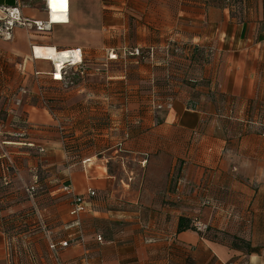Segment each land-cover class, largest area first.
<instances>
[{
  "label": "crops",
  "instance_id": "obj_1",
  "mask_svg": "<svg viewBox=\"0 0 264 264\" xmlns=\"http://www.w3.org/2000/svg\"><path fill=\"white\" fill-rule=\"evenodd\" d=\"M102 1L69 0V21L50 25L44 0H0V21L3 8H19L27 22L12 28V38L0 36L6 61L0 112L8 113L0 121V264H264V0H135L137 15L161 10L179 20L185 29L178 40L144 27L129 42L121 21L112 26L113 14L102 7L108 18L100 44L102 97H117L120 117L112 121V106L104 102L102 121L72 117L67 140L45 107L47 99L65 100L56 95L62 77L46 48L81 50L83 63L74 69L83 78L94 33L80 29L88 35L79 43L74 21ZM176 42L183 43L181 52L170 50ZM36 47L48 60L37 58ZM136 47L145 56L127 57ZM20 84L25 100L16 104ZM16 106L41 134L18 145L55 155L47 167L56 169L35 197L15 183ZM80 195L89 206L80 217L84 243L52 249L78 236L69 212ZM182 217L257 251L210 240L203 231L178 233Z\"/></svg>",
  "mask_w": 264,
  "mask_h": 264
},
{
  "label": "rangeland",
  "instance_id": "obj_2",
  "mask_svg": "<svg viewBox=\"0 0 264 264\" xmlns=\"http://www.w3.org/2000/svg\"><path fill=\"white\" fill-rule=\"evenodd\" d=\"M34 2L35 0H31ZM135 0H103L102 1V6L101 3H98L97 5H89L87 7L86 12L81 14L80 16H77L78 18L74 21V23L79 27L78 31V37L75 38V40H78L79 43L84 41V37H87V32H81L80 29L86 28L87 30H92L94 33V45L91 46L89 50H87V55L90 56L91 60L83 66V70L85 73V76L81 78L77 71L74 69V67H71L72 64H68L65 66V69L63 72L60 74H57V77H62V80L60 81V92H57L56 95L62 94L64 95L63 99L64 101H58L55 102L50 101L47 99L45 107L47 108L48 113H50V117L52 121L58 122L59 124L61 123V126L63 128V133H64V138L67 140H70L72 138L71 134V126L73 125L72 123V117L76 120L79 117L84 116V119L90 117L91 120H101L102 121V108H104V102L105 103H110L112 108L110 111V116L112 121H117L119 116L118 111L113 108V106L118 103L117 97H111V101H106L104 97H102V90L104 86V80H102V72H103V58H102V50H101V43L103 40V30H104V22L106 21L105 19H108L104 12H110L112 13V22L111 25H116L118 21H121V24H123L127 37L129 39V42L132 41L134 36L136 35L137 31L139 29H157V31H161L163 33L167 34V31L170 32V35L175 36L173 37L175 39H179L181 36L180 29L184 31L185 27H182V23L179 20L174 21L175 19L170 17V15H166L163 13V11L158 10L159 14L154 13V14H148L144 16H140L136 14V11H134V8L136 7ZM41 4L42 3H38ZM135 5V6H134ZM103 7V9H102ZM137 10V9H135ZM3 11V9L1 10ZM153 13V12H152ZM5 16L6 14L4 13L3 19L0 21V36L6 38L5 35ZM105 20V21H104ZM122 26V28H123ZM184 26V24H183ZM177 27L179 29H177ZM123 28V29H124ZM122 37L125 36L124 30H122ZM4 33V34H3ZM65 32H63V35ZM133 35V37H132ZM1 38V37H0ZM133 38V39H132ZM85 42V41H84ZM177 43V42H176ZM169 44H173L172 41L169 42ZM176 47H173L172 45L170 46V50L172 48L178 49L179 52H181L183 43L179 42L177 43ZM168 46V42L166 43V46ZM93 47V48H92ZM135 49L139 48H134V49H128L126 52L127 57H131L135 55ZM140 56H145L146 53L143 54V50L139 49ZM150 52V51H149ZM117 53V52H116ZM39 54L41 57H37L38 59H43V60H48V56L45 55L44 52L40 51ZM118 54V53H117ZM117 54L114 55L117 58ZM155 54V49H153V55ZM150 55V54H149ZM114 57L113 55H111ZM136 56V55H135ZM113 59V58H112ZM6 64L5 60L0 59V70H4ZM84 65V64H83ZM117 70V67H115ZM134 67L132 68V70ZM87 75H95L91 77H87ZM20 82L18 79H16V86ZM116 85L118 84V81L112 82ZM130 85V86H129ZM134 85V81L129 79L128 86L131 87ZM22 85H19V88L16 91V97H15V102L16 104H21L24 102V93H25V88L22 89ZM90 89V91H88ZM65 90V91H64ZM85 90V91H83ZM66 94V95H65ZM132 96V100H133ZM146 98V97H145ZM148 101H150V97H147ZM158 99V97H157ZM162 103L163 101L160 100ZM62 102V103H61ZM63 104V105H62ZM94 107V111L91 112L90 110L87 111V109H91L90 107ZM78 108H80V111H78ZM101 109V110H99ZM62 112V113H61ZM8 113L6 112H0V121L1 120H6V116ZM14 118H15V174H16V185L19 183H24L27 186H29V189L33 186H36V192L33 194V197H35L40 191L41 188L37 187V184L44 178L46 177V173L50 175L53 173V169H56V167H47L50 162H54L53 157H55L54 154H51V156H44L43 154L44 150L43 148H25L22 145H18L19 143H25L29 142V140H34L37 139V141L41 140L40 135L37 131L38 128H32L30 125L32 124L29 121V116L28 113L25 112L21 107L16 106V109L14 111ZM64 114V115H61ZM94 114V116H93ZM131 114V113H128ZM62 116V117H61ZM62 120V122H60ZM74 120V121H75ZM107 124V123H106ZM105 124V125H106ZM101 122V126H102ZM1 132L3 135H5L6 129H1ZM40 147L43 144H39ZM30 149V150H29ZM43 150V151H42ZM53 150V149H50ZM41 158V159H40ZM30 159L31 161H29ZM50 159V160H49ZM48 161V162H44ZM53 168V169H50ZM25 175V176H24ZM28 193V192H27ZM37 193V194H36ZM29 195V193H28ZM30 196V195H29ZM229 218H235L234 214L229 213L228 215ZM197 229V228H196ZM197 231H199L197 229ZM203 233L207 238L210 240H218L224 243L229 244L232 247H240V248H245V244L242 242L245 241L241 238H238L235 235H232L227 232H222L218 231L216 229H213L211 227H203ZM239 239V240H237ZM246 242V241H245Z\"/></svg>",
  "mask_w": 264,
  "mask_h": 264
},
{
  "label": "built area",
  "instance_id": "obj_3",
  "mask_svg": "<svg viewBox=\"0 0 264 264\" xmlns=\"http://www.w3.org/2000/svg\"><path fill=\"white\" fill-rule=\"evenodd\" d=\"M233 0H225V2L227 3H232ZM3 12L6 14V28H5V35L6 38H12L11 37V31L12 28L15 25H21V26H25L27 25L26 20H24L21 16L20 10L19 8H3ZM9 19H8V18ZM51 20H50V25H51ZM36 27L39 31H43L44 29H46V26H44V24L41 23H36ZM76 52L79 54L80 56V61L79 63H77L75 66L77 65H82L83 63V54L81 50H76ZM136 54H139V51L136 50ZM114 58V57H113ZM73 59V58H72ZM72 64V62H71ZM72 188H70L69 186H65L64 190L65 191H71ZM27 192L29 193V195L31 197H33V194L36 192V186L31 187L30 189L27 190ZM87 196H89L90 198H95L96 197V192L90 190L87 193ZM88 202L86 200L85 196H75L72 199L71 202V208H70V216L74 219H76V226L79 228V232H78V236L76 237V239H72L71 241H63L61 243H59V245L57 246L56 244H52L51 248L52 249H56L57 247H62V248H67L69 247L71 244L73 243H80L83 244L85 239H84V233L83 230L81 229V224H80V217L85 214L88 211ZM194 226L199 230V231H203V225L202 223H200L199 221H196L194 223ZM231 264H248L245 260H240L238 262L235 263H231Z\"/></svg>",
  "mask_w": 264,
  "mask_h": 264
},
{
  "label": "bare ground",
  "instance_id": "obj_4",
  "mask_svg": "<svg viewBox=\"0 0 264 264\" xmlns=\"http://www.w3.org/2000/svg\"><path fill=\"white\" fill-rule=\"evenodd\" d=\"M43 1V0H41ZM47 3L52 24L67 23L69 21V0H44ZM40 49L36 47L35 53L39 54ZM46 52L50 56V61L56 63L57 74L62 72L66 65H76L80 61V56L76 51L58 52L55 48L47 47ZM73 58V59H72ZM53 63V62H52Z\"/></svg>",
  "mask_w": 264,
  "mask_h": 264
},
{
  "label": "trees",
  "instance_id": "obj_5",
  "mask_svg": "<svg viewBox=\"0 0 264 264\" xmlns=\"http://www.w3.org/2000/svg\"><path fill=\"white\" fill-rule=\"evenodd\" d=\"M176 46H178V45H174V47H176ZM136 50H138L139 51V49H135L134 51H135V55L136 56H140V51H139V54H136ZM177 52H179V50L178 49H175ZM151 55L153 54V49L152 50H150V52H149ZM134 55V56H135ZM165 100H168V99H165ZM164 100V101H165ZM168 101H170V100H168ZM167 102V101H166ZM40 183V182H39ZM37 184V187H39V188H41L39 185L40 184ZM37 194V193H36ZM180 223H179V225H178V233H182V232H185V231H189V230H191V231H195V232H197V229H196V227L194 226V223L195 222H193L192 220H190V219H188V218H184V217H182L181 219H180V221H179ZM237 240H239V239H237ZM243 244H245V248H240V247H235L236 249H238V250H246L248 253H251V252H256L257 251V249H253L252 247H251V245L249 244V243H247V242H245V241H243L242 242Z\"/></svg>",
  "mask_w": 264,
  "mask_h": 264
}]
</instances>
